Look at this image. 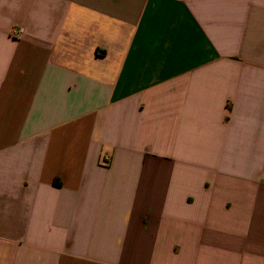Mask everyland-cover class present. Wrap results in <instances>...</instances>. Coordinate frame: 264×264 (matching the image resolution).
Wrapping results in <instances>:
<instances>
[{
  "label": "crops",
  "instance_id": "obj_1",
  "mask_svg": "<svg viewBox=\"0 0 264 264\" xmlns=\"http://www.w3.org/2000/svg\"><path fill=\"white\" fill-rule=\"evenodd\" d=\"M0 264H264V0H0Z\"/></svg>",
  "mask_w": 264,
  "mask_h": 264
},
{
  "label": "built area",
  "instance_id": "obj_2",
  "mask_svg": "<svg viewBox=\"0 0 264 264\" xmlns=\"http://www.w3.org/2000/svg\"><path fill=\"white\" fill-rule=\"evenodd\" d=\"M12 34L14 37L19 36V32L15 31L14 29H12Z\"/></svg>",
  "mask_w": 264,
  "mask_h": 264
}]
</instances>
